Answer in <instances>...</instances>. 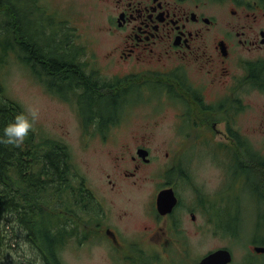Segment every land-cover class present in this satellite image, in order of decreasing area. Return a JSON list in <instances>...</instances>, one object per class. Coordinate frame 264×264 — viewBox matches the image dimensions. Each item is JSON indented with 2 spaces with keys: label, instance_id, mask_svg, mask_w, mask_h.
Instances as JSON below:
<instances>
[{
  "label": "flooded vegetation",
  "instance_id": "flooded-vegetation-1",
  "mask_svg": "<svg viewBox=\"0 0 264 264\" xmlns=\"http://www.w3.org/2000/svg\"><path fill=\"white\" fill-rule=\"evenodd\" d=\"M93 3L103 13V23L95 36L96 42L99 41L95 55L75 44L69 34L73 49L67 53L54 40V59L67 63L64 71L79 72L82 81L70 79L67 74L63 79H53L49 67L44 66L42 85L46 84V91L51 85L58 86L66 97L70 95L76 101L78 109L72 112L76 117L87 118L81 121L82 125L91 126L81 130L83 145L88 148L94 144L97 159L106 153L117 175L109 174L111 167L100 177L95 174L87 177L65 162L62 183L54 192L56 195L50 197V206L45 208H52L57 222L64 225L63 230L58 226L51 229L56 239L64 237L56 245V256L69 240L79 245L86 240H98L91 246L107 251V264H182L188 256L190 241L206 236V225L231 232L224 216L226 205L222 195L215 196L213 202L190 194L195 182L185 156L201 135L208 133L212 143L229 147L226 155L232 171L227 172V178L229 172L241 173V186L248 189L255 183L257 199L264 203V179L251 168L254 164L264 165V155L247 142L246 145L237 137L238 130L231 128L233 123L252 115L254 126L264 135V0ZM63 54L72 55L71 60ZM243 86H247L248 93H238ZM131 87L138 93L147 90L150 96L160 91L156 103L167 97L182 105L151 115L154 120L150 124L146 117L142 119V109L138 110L127 129L129 132L121 131L118 116ZM107 98L114 105L111 110L93 108V99L100 102ZM83 109L87 112L82 113ZM160 115L164 118L170 115L171 122L166 127H160L157 120ZM222 126L228 130L225 135L231 144L214 141ZM157 140L164 141L155 144ZM52 145L70 149L65 137L55 139ZM32 150L40 158L44 155L42 150ZM124 162L127 168L120 166ZM140 182L153 188L146 195L151 204H133L134 189ZM167 190L173 192L176 203L172 208H160L158 196ZM188 193L190 198L185 201ZM120 195L117 205L116 198ZM254 244L250 253L253 264L264 257V252H255L256 248L264 251V243Z\"/></svg>",
  "mask_w": 264,
  "mask_h": 264
},
{
  "label": "rangeland",
  "instance_id": "rangeland-1",
  "mask_svg": "<svg viewBox=\"0 0 264 264\" xmlns=\"http://www.w3.org/2000/svg\"><path fill=\"white\" fill-rule=\"evenodd\" d=\"M5 1L11 5V9H18L19 12L26 14L27 9L24 4H26L28 0ZM36 1V5L40 9L34 5ZM94 1L95 0H30L32 9L28 11V36L32 35L34 42L36 38L38 44H47L51 39L49 35H54L59 32L64 26L63 24L66 23L70 29L68 32L72 34L75 44H79L82 47L84 46L88 52L95 55V47L99 44V41L96 42L95 36L103 23V13L100 6L93 3ZM34 12H39L41 18L45 20L42 14L43 12L46 17L53 21V25L46 31L43 30L38 24L39 18L36 15L38 13L35 14ZM9 18L12 22L15 19V15L9 13ZM1 31L0 46L6 40L4 39L6 38L5 35L1 34ZM43 32L45 33V37ZM52 40H55L59 44L60 50L64 53L73 49L66 33L55 35ZM23 42L26 44L25 40ZM97 49L103 50L102 47H98ZM18 53L19 51L11 47H6L4 50L0 48V58L4 63L0 68V81L2 92L3 94L5 93L0 101L4 102L11 100L16 102L21 106L25 115H27L29 106L39 107L40 118L30 130L34 136V142L47 144L50 139L62 140L63 137H65L67 144L70 146L71 164L75 171L79 169L81 173L87 177L92 174L100 177L106 168L112 167L109 174H114L115 176V165L106 153L103 154L100 159H97L95 148H92L94 144H91L88 148L83 145L81 130L86 128L89 129L91 126L82 125L80 121H86L87 118L84 117L83 119H79V117H76L72 112L78 109L76 101L72 99L70 95L66 97L65 92L60 90L58 86L53 87L51 85V88L48 90L54 94L55 98H53V94L45 92L44 90L47 89L46 84H43L41 88L39 85L40 78L35 74V72L39 73L43 70V67L34 65L30 68L29 65L22 63L18 59ZM52 78L57 79L58 77L52 75ZM245 88H247V86L239 88L238 93H248ZM159 97L160 91L150 96L147 90L145 93H138L131 87L122 100L123 109L118 116L120 130L129 132L127 129L137 116L138 110L142 109V119L146 117V122L150 124V121L154 120L150 119L151 115L158 113L164 108L175 109L177 104H181L167 97L164 102L156 103ZM86 112V109H83L82 113ZM251 116L244 117L246 118L244 121L241 120L240 122L233 123L231 128L238 130L239 134H237V137H241L246 145L248 143L252 149L260 150L264 155V135L254 126V117ZM157 120L160 122V127H166L171 122V117L169 115L167 118H164L160 115ZM176 125L180 127L181 123L177 121ZM253 128L256 129L253 130ZM220 132H222V134ZM227 132L228 130L224 129L223 126L219 127V132L216 133L213 138L214 141L231 144L227 141L228 139L225 135ZM162 141L164 140H157L155 144ZM110 147L118 148L119 146ZM43 149H45V147H42V150ZM228 150L229 147L212 143L211 138L208 133H206L205 135H201L200 139H198L191 148L189 146L186 152L185 164L190 170L193 182H195L190 188V194L193 192L197 199L206 198L213 202H215V196L222 195L226 205V208L224 207V216L229 223L228 228L231 232L224 230V228L217 230L213 225H206V236L200 238L199 241H197L198 237L190 241L188 256L185 257L182 264H196L204 253V255H207L221 248L229 249L232 252V264H253L250 253L252 247L255 245L254 243H264L263 200L261 198L257 199L259 196H257L255 183L248 189L241 186V179H243V177H241L238 172L237 174L236 172H232V174L229 172L227 178V172L231 170V161L228 155H226ZM254 158L258 160L259 156L255 155ZM120 166L122 168H127L128 164L124 162L121 163ZM233 166L239 168V165L233 164ZM75 171L74 173H76ZM229 183L230 185H228ZM147 184L149 183L140 182L139 186L134 189L133 204L136 203L135 206L142 205L144 202L151 204V199L146 197V195H149V192L153 188L151 189L150 186H146ZM127 186L128 185H125V189ZM262 193L263 191L261 194ZM190 194L188 193V196L184 197L185 201L190 198ZM121 195L118 199L116 198L117 205L118 201H120V198L123 196ZM131 208L133 207L129 209ZM222 221L225 222V220ZM222 224L226 227L225 223ZM60 226L61 224L59 223L58 227ZM13 228L15 231L18 230V224L13 225ZM61 229H64L63 223L62 227H60V230ZM99 239H102V237H99ZM97 241L86 240L85 243L79 245L74 240H69L67 245L63 246L58 258L63 264H107V251L98 249L96 245L91 246L92 242ZM11 244V247L6 245V250L16 246L15 243ZM18 248L22 253H18L19 258L16 259L14 263L20 260V258L25 261L35 258V255L30 252L29 247H21L19 245L16 249ZM258 260L260 262H255V264H264V257ZM9 262L12 263L11 260H9ZM9 262L2 261L0 264H9Z\"/></svg>",
  "mask_w": 264,
  "mask_h": 264
},
{
  "label": "trees",
  "instance_id": "trees-1",
  "mask_svg": "<svg viewBox=\"0 0 264 264\" xmlns=\"http://www.w3.org/2000/svg\"><path fill=\"white\" fill-rule=\"evenodd\" d=\"M11 8L7 1L0 0V31L2 30L1 34L6 37L0 48L4 50L6 47H11L19 51L18 59L27 65L29 63L31 67L34 65L49 67L50 74L57 76V80L61 77L63 79L67 74L71 76L70 79L73 77L75 80L82 81L80 73L76 70L64 71L67 63L59 62L54 58L50 59L48 56L39 57L38 49L33 55L30 54L36 58L27 62V57L22 53V50H25L23 41L29 35L28 29L24 30V25L27 26V17L18 9L14 12ZM9 13L15 15L12 22ZM64 56L67 60L72 58L69 54ZM57 63L63 66L59 67ZM0 88L1 100L5 93L3 94L2 87ZM96 106L111 110L114 105L108 98L100 102L93 99V108L95 109ZM21 113H23L22 108L16 102L0 101V262L11 260L12 263L9 262V264H37V262L63 264L56 256V245L59 246L64 237L56 239L57 235L51 233L55 225L59 226L57 214L53 213L52 208L49 210L45 208L50 206V197L56 195L54 192L62 183L65 162L69 157L68 150L55 145L53 147L50 142L52 147L47 145L42 158L38 157L32 150V131H29L19 145L6 143L4 129ZM33 156L36 159L33 160ZM11 167L13 170L9 172ZM251 168L261 180L264 179L263 164H254ZM15 224L19 226L16 231L13 228ZM60 224L62 227V222ZM11 243H15L16 246L6 250V245L11 247ZM19 245L29 247L30 252L35 255V260L21 262L20 258L14 263L19 258L18 253H22L19 248L16 249Z\"/></svg>",
  "mask_w": 264,
  "mask_h": 264
},
{
  "label": "clouds",
  "instance_id": "clouds-1",
  "mask_svg": "<svg viewBox=\"0 0 264 264\" xmlns=\"http://www.w3.org/2000/svg\"><path fill=\"white\" fill-rule=\"evenodd\" d=\"M39 118L40 109L37 106H29L27 115L24 113L18 114L14 122L9 123L4 129L5 136L7 137L6 143L19 145L23 142Z\"/></svg>",
  "mask_w": 264,
  "mask_h": 264
},
{
  "label": "water",
  "instance_id": "water-1",
  "mask_svg": "<svg viewBox=\"0 0 264 264\" xmlns=\"http://www.w3.org/2000/svg\"><path fill=\"white\" fill-rule=\"evenodd\" d=\"M176 199L171 190L162 191L158 196V206L160 208H172ZM257 253L264 252L261 248H256ZM232 261L231 253L226 249L214 251L205 256L199 264H229Z\"/></svg>",
  "mask_w": 264,
  "mask_h": 264
},
{
  "label": "bare ground",
  "instance_id": "bare-ground-1",
  "mask_svg": "<svg viewBox=\"0 0 264 264\" xmlns=\"http://www.w3.org/2000/svg\"><path fill=\"white\" fill-rule=\"evenodd\" d=\"M26 29H28V27L24 26V30ZM43 35L45 37L44 32H43ZM25 43L26 44L23 47V49L25 48V50H22V53L27 57V62H29V60H32L33 58H36L35 56H32L36 49H38L39 57L42 55V56H48L50 59L54 58V50H55L56 44L52 40V38L50 39V42L47 44H38L36 38L34 42L32 35H30L26 38ZM12 170L13 168L11 167L9 169V172H11Z\"/></svg>",
  "mask_w": 264,
  "mask_h": 264
}]
</instances>
